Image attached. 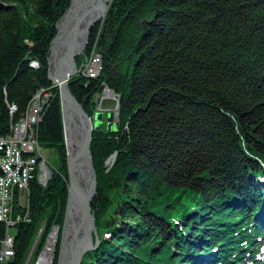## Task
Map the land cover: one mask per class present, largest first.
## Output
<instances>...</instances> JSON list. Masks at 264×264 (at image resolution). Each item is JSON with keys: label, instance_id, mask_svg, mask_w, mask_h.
Masks as SVG:
<instances>
[{"label": "trees", "instance_id": "16d2710c", "mask_svg": "<svg viewBox=\"0 0 264 264\" xmlns=\"http://www.w3.org/2000/svg\"><path fill=\"white\" fill-rule=\"evenodd\" d=\"M69 4L0 0V137L43 89L50 97L37 142L59 156L45 186L34 180L27 205L15 207L30 222L16 226L12 264L30 254L35 264L54 227L58 264L68 175L47 58ZM93 46L101 75L82 70L69 91L89 116L103 81L119 103L117 130L92 132L98 243L80 264H256L264 246V0H110L77 66Z\"/></svg>", "mask_w": 264, "mask_h": 264}, {"label": "water", "instance_id": "95a60500", "mask_svg": "<svg viewBox=\"0 0 264 264\" xmlns=\"http://www.w3.org/2000/svg\"><path fill=\"white\" fill-rule=\"evenodd\" d=\"M73 3V0H70L68 9L55 26L56 35L50 42L47 58V78L58 87L59 91L68 175V195L61 238L62 251L58 264H80L84 253L93 249V244L98 243L95 218L90 208L97 187L90 144L93 130L103 125L100 124L103 116L95 114L96 112L89 116L84 111L83 104L78 103L70 93L68 81L83 70L84 63L77 66L76 59L84 55L89 31L105 17L110 0H81L76 7ZM33 51H38L37 46ZM115 98L119 103V96L116 95ZM71 121L77 122L79 126V136L74 152L70 151L68 145L72 138ZM95 122L98 123L96 127ZM114 122V115L109 112L106 118L107 131L112 130ZM114 156L115 154L110 158L111 163ZM48 172L51 174V171ZM83 173L89 181V188L85 191L80 188L78 182L79 176ZM73 206L77 207L79 212L81 235L78 236L75 231L74 236L67 237L68 227L74 222ZM57 234L58 227H54L47 241L53 237L56 243ZM88 237L91 239V244L86 246L85 241Z\"/></svg>", "mask_w": 264, "mask_h": 264}, {"label": "built area", "instance_id": "2783aa9c", "mask_svg": "<svg viewBox=\"0 0 264 264\" xmlns=\"http://www.w3.org/2000/svg\"><path fill=\"white\" fill-rule=\"evenodd\" d=\"M102 70V56L93 46L83 74L87 78L97 79ZM101 87V95L95 97L98 110H104L102 104L106 100L116 102L114 93L104 81ZM49 97L43 89L37 91L32 101L28 124L18 123L12 127L9 135L0 137V264H12L15 253V240L9 235V227L30 222L29 215L26 212L15 213V207L20 206L22 209L27 205L28 187L34 180L45 186L49 178L44 162L38 159L40 149L36 137L40 113ZM13 110L14 107H11V111ZM41 253L35 264H42Z\"/></svg>", "mask_w": 264, "mask_h": 264}, {"label": "bare ground", "instance_id": "6f19581e", "mask_svg": "<svg viewBox=\"0 0 264 264\" xmlns=\"http://www.w3.org/2000/svg\"><path fill=\"white\" fill-rule=\"evenodd\" d=\"M97 1H99V0H97ZM73 2H74L73 4L76 7L81 2V0H73ZM33 66L37 67V63L33 62ZM35 95H36V93H35ZM35 95H34L33 99H35ZM33 99H32V101H33ZM31 109H32V102L30 104V107H29L26 115H25V118H23L19 122V125H27L28 124V117H29V115H31ZM10 110H11V108H10ZM71 123H72V130H71L72 138L70 139V142L68 143V145H69L70 151L74 152L75 145L77 144V138L79 136V126H78L77 122L75 123V121H71ZM109 161H111V159ZM78 182H79L80 188L82 190L85 191L89 188V181H88V178L85 177L84 173L79 176ZM72 213H73L74 222H73V224H70L68 227V230L66 233L67 237L74 236L75 231H77L78 236L81 235V231H80V226H81L80 222L81 221H80L79 212H78L77 207H75V206L72 207ZM90 244H91V239L88 237L85 241V245L89 246ZM55 245H56V243L54 242V238L52 237L48 241V244L45 246V249L41 253L42 264H53V261H52L53 255L52 254H53V250L55 248ZM93 247H94V244H93Z\"/></svg>", "mask_w": 264, "mask_h": 264}, {"label": "rangeland", "instance_id": "374dc122", "mask_svg": "<svg viewBox=\"0 0 264 264\" xmlns=\"http://www.w3.org/2000/svg\"><path fill=\"white\" fill-rule=\"evenodd\" d=\"M90 52H91V50H90ZM87 58H88V56H87ZM102 67H103V62H102ZM97 105H98V103L96 102V106ZM107 106H111V107L113 106V108H114V107H116V102L115 101L114 102H111V101L105 102L103 107L105 108ZM108 113L109 112H99V111H96V113H95V114H101L103 116V119L100 122V124L102 123L103 126H105V127H106V118H107V114ZM97 124L98 123L95 122V127H96ZM116 129H117V122H114L113 125H112V130H116ZM38 156L41 158V161L45 163V165L49 166L50 170H52L53 168L58 167L59 156H58V152H57V150L55 148H53V147H50V148L41 147ZM8 232H9L10 236H14L16 234V227H14V226L9 227ZM57 239H58V234H57ZM57 239H56V242H57ZM54 250H55V248H54ZM54 250H53V254H52L53 255L52 261H53V258H54ZM61 251H62V244H61L60 250H59V257H60ZM27 258L28 259H27L26 264H31V262H32L31 254ZM257 259H258L257 264H264V247L262 249H260L259 253L257 254ZM35 261H34V263H35Z\"/></svg>", "mask_w": 264, "mask_h": 264}]
</instances>
